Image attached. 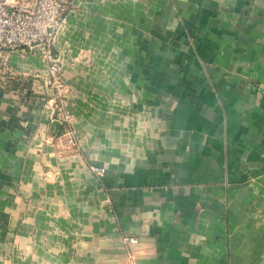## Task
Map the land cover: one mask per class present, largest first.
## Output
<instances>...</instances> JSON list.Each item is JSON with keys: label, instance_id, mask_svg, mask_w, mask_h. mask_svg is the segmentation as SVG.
I'll return each instance as SVG.
<instances>
[{"label": "crops", "instance_id": "crops-1", "mask_svg": "<svg viewBox=\"0 0 264 264\" xmlns=\"http://www.w3.org/2000/svg\"><path fill=\"white\" fill-rule=\"evenodd\" d=\"M69 8L74 145L43 51L0 50V264H264V0Z\"/></svg>", "mask_w": 264, "mask_h": 264}, {"label": "built area", "instance_id": "built-area-1", "mask_svg": "<svg viewBox=\"0 0 264 264\" xmlns=\"http://www.w3.org/2000/svg\"><path fill=\"white\" fill-rule=\"evenodd\" d=\"M71 0H0V50L5 52H27L41 49L47 61L48 96L44 109L50 114L51 122L58 120L60 137H67L75 144L72 117L67 109L69 88L64 79L62 63L54 52L57 37L65 27ZM5 74L0 73V79ZM92 171L101 176L103 168L92 166ZM126 244H137L138 238H123Z\"/></svg>", "mask_w": 264, "mask_h": 264}, {"label": "rangeland", "instance_id": "rangeland-1", "mask_svg": "<svg viewBox=\"0 0 264 264\" xmlns=\"http://www.w3.org/2000/svg\"><path fill=\"white\" fill-rule=\"evenodd\" d=\"M253 87H254V89H255L256 91L258 90V89H257V88H258L257 85H254ZM67 109H68V104H67ZM68 111H69V109H68ZM69 113H70V112H69ZM70 114H71V113H70ZM71 117H72V123H73L74 118H73L72 115H71ZM88 164H89V170H90L93 174H95V172L92 171V169H91L92 166H98V167L103 168L104 171L102 172V175H101V176L95 174L97 177L102 178V177L105 175L106 168H105L104 166H102V165H100V164H97L96 162H89Z\"/></svg>", "mask_w": 264, "mask_h": 264}, {"label": "water", "instance_id": "water-1", "mask_svg": "<svg viewBox=\"0 0 264 264\" xmlns=\"http://www.w3.org/2000/svg\"><path fill=\"white\" fill-rule=\"evenodd\" d=\"M61 128V122L58 120H53L50 125V129L54 132H59Z\"/></svg>", "mask_w": 264, "mask_h": 264}]
</instances>
